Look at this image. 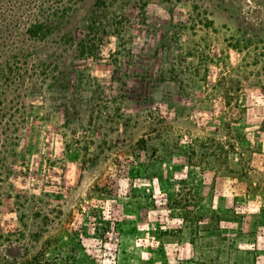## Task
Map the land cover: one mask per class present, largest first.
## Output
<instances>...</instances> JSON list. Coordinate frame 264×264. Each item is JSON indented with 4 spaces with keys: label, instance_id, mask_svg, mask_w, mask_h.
Returning <instances> with one entry per match:
<instances>
[{
    "label": "rangeland",
    "instance_id": "obj_1",
    "mask_svg": "<svg viewBox=\"0 0 264 264\" xmlns=\"http://www.w3.org/2000/svg\"><path fill=\"white\" fill-rule=\"evenodd\" d=\"M98 1L12 48L0 248L52 264H264V0ZM178 194L219 229H186L162 205Z\"/></svg>",
    "mask_w": 264,
    "mask_h": 264
},
{
    "label": "trees",
    "instance_id": "obj_2",
    "mask_svg": "<svg viewBox=\"0 0 264 264\" xmlns=\"http://www.w3.org/2000/svg\"><path fill=\"white\" fill-rule=\"evenodd\" d=\"M113 1L116 0H99L98 6L105 9L109 2ZM76 2L77 0H0V96L5 95L2 89V85L4 84L2 79L10 83L9 77L15 73L18 67L16 60L18 56L12 54L13 46L19 41H46L54 32L60 30V21L63 22L68 18ZM99 25H102V23L97 20H92L89 25L90 33L95 34V30H97ZM86 47L84 46L83 48L85 49ZM87 49L89 48L87 47ZM24 72L19 74L20 79L24 78ZM217 85L222 91L226 106L232 108L231 101H234L235 97V89L232 87V83L230 81L228 82L227 78H222L220 84ZM228 129H231L230 126ZM224 137H227L226 134H224ZM217 143L223 148L227 146V142L222 143L217 141ZM196 147L197 145L192 143V146L189 148L190 160L194 159L197 155ZM214 158L216 161L215 164L218 165V159L216 157ZM190 199L191 203L189 201L187 202V199L183 198L182 194H178L170 197L166 201H162V205L165 209L180 212V217L185 221V228L194 231L196 237L202 232L218 230L223 216L219 214L207 217L198 216L196 213V208L199 205L198 198L192 194ZM0 239H3V236H0ZM9 247H6L5 251L1 249L2 247L0 248V264H52L47 261L45 253L40 256L37 255L31 258L17 260L12 257L10 251H7ZM194 257L190 258L188 262L184 261L181 264H199Z\"/></svg>",
    "mask_w": 264,
    "mask_h": 264
}]
</instances>
